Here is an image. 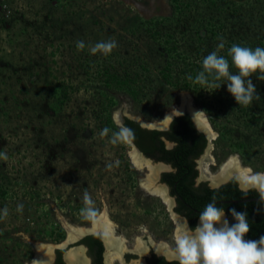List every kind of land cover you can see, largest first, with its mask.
<instances>
[{
  "label": "rangeland",
  "instance_id": "obj_1",
  "mask_svg": "<svg viewBox=\"0 0 264 264\" xmlns=\"http://www.w3.org/2000/svg\"><path fill=\"white\" fill-rule=\"evenodd\" d=\"M126 1L0 0V151L8 154L7 161L0 159L5 190H0V210H9L0 219V264L30 263L34 250L25 236L60 243L67 236L63 219L91 227L105 207L128 249L143 234L175 248L176 219L161 196L140 184L150 171L134 167L127 129L113 117L124 103L128 114L160 121L180 101L175 92H189L218 133L210 149L216 164L209 172H219L233 153L243 166L264 172V81L256 78L259 73L252 79L260 99L247 107L238 105L227 84L216 89L187 79L202 70L218 37L225 42L221 55L233 43L264 47V0ZM162 17L168 19L157 26L156 36L146 32L149 20ZM215 19L226 27L211 34ZM208 24L209 34L199 40ZM170 33L179 52L168 83L163 72L174 55ZM112 39L118 47L110 55L89 51L96 42ZM77 41L86 47L77 49ZM109 56L136 61L135 96L88 77L87 63L93 64L94 75L95 66ZM108 99L114 104L104 117L110 116L115 128L98 115L101 101ZM85 192L97 210L92 218L81 214ZM18 203L24 205L22 212L16 210Z\"/></svg>",
  "mask_w": 264,
  "mask_h": 264
},
{
  "label": "trees",
  "instance_id": "obj_2",
  "mask_svg": "<svg viewBox=\"0 0 264 264\" xmlns=\"http://www.w3.org/2000/svg\"><path fill=\"white\" fill-rule=\"evenodd\" d=\"M177 8V5H175ZM168 18H155L149 20L147 23L150 25L146 28V32H151L156 36L160 30L158 25L166 21ZM218 20L209 22V24H216ZM217 22L215 29L210 32L209 26L206 25L204 32L199 35V40H204L209 32L215 34L220 30H225V24ZM217 27V28H216ZM170 43L174 55L168 58L166 64V71L163 72L165 79L168 83L172 82L171 72L174 65L175 57L179 52L178 44L175 42V36L169 34ZM166 40V41H169ZM248 47H252L251 44ZM169 57V56H168ZM136 61H134L135 63ZM133 62L128 63L127 58L123 60H112L107 57L105 60L99 62L91 74L89 68L93 64L87 63L86 72L88 77L102 81L105 86L117 87L120 90L130 91L134 96L136 95L137 87H134L138 79V71L133 70ZM123 67V68H122ZM147 70V69H146ZM136 85V84H135ZM189 84H185L187 86ZM262 102L264 99L261 100ZM112 99L102 100L100 107L103 109L102 114H98L100 119L110 128H115L113 120L107 113L109 107L114 104ZM123 126L127 129L126 135L134 144L149 158L154 161H162L170 164L173 169L164 171L161 174V182L167 183L170 187V193L175 195L178 201L177 211L187 216L192 228L196 226L199 214L206 204H208L213 197L216 198L217 206L223 207L230 215L231 222L235 223L234 218L230 213V209L235 208L238 212H247L249 224L251 226L250 232L246 235V239H259L264 236V202L260 200H247L246 198H253L259 196L255 189L248 191L245 196L244 191L239 189L238 181L231 179L227 184L218 188H211L206 182H201L196 185V177L198 175L196 160L203 154L207 146V138L205 134L197 129L195 123L189 113L175 116L170 122L168 129L147 128L140 125L139 122L124 117ZM167 141L173 143L171 147L167 145ZM2 194L5 192L0 185ZM221 200H237L235 202L220 203ZM62 236L59 234L58 238ZM90 245H96L97 251L96 262L101 258L102 243L99 239L96 240L95 236H88L86 238ZM93 248H91L92 250ZM64 250L57 249V259L55 264H65L62 255ZM93 253V252H92ZM164 258L156 260L155 264H165Z\"/></svg>",
  "mask_w": 264,
  "mask_h": 264
},
{
  "label": "clouds",
  "instance_id": "obj_3",
  "mask_svg": "<svg viewBox=\"0 0 264 264\" xmlns=\"http://www.w3.org/2000/svg\"><path fill=\"white\" fill-rule=\"evenodd\" d=\"M218 40L220 42L216 49L203 58L202 70L195 76L189 75L187 79L195 84H211L216 89L227 84V90L238 105L247 107L253 100L260 99L252 76L259 73L256 78L264 81V47L252 48L233 43L227 48V54L221 55L225 42L223 37H218ZM76 47L83 50L85 42L77 41ZM116 47L118 43L114 39L101 40L91 45L89 51L93 55L100 53L108 56ZM233 66L236 72L230 70ZM219 81L225 83H217ZM0 159L7 161L8 154L0 151ZM246 172L247 187L242 189L245 196L249 190L255 189L260 201L264 202V172H254L252 169ZM83 202L81 214L85 218L96 216L97 210L89 193H84ZM217 202L213 197L204 206L196 227L188 226L176 233L175 248L171 250L175 259L179 264H264V236L256 240L245 238L251 230L247 212L230 209L235 221L232 223L227 219L225 209L218 207ZM23 208V203H18L16 210L22 212ZM8 214V208H3L0 210V219L6 218Z\"/></svg>",
  "mask_w": 264,
  "mask_h": 264
},
{
  "label": "water",
  "instance_id": "obj_4",
  "mask_svg": "<svg viewBox=\"0 0 264 264\" xmlns=\"http://www.w3.org/2000/svg\"><path fill=\"white\" fill-rule=\"evenodd\" d=\"M175 92V91H174ZM180 96V101L178 103L174 104L173 110H168L164 116V118L160 121H145L141 117L134 116L131 114H128L126 112V104L124 103L122 106V109H117L113 117L116 121V123L123 126L124 123V117H129L137 122L140 123L141 126L147 127V128H157V129H168L170 122L173 120L175 116L182 115L185 113H189L196 124L197 127H199L200 130L204 131L208 138V146L206 150L203 152V154L199 157L200 164L203 165V169L200 172V176L198 177L199 180H201V176H207L208 178L212 179L213 181L218 180H229L230 175L237 173L240 176V179L242 183L245 182L247 177V169H250L248 167H242L239 161V156L237 153H233L229 156L227 161L224 163L222 168L219 170V172L215 174H211L207 170V164L209 162L214 163V158L212 155H210V149L213 148V144L210 142V138H215L218 134L216 131L212 130L207 117L204 112L201 110L195 108L192 106V96L189 92H175ZM124 127V126H123ZM128 138V137H127ZM128 140L132 144V150L130 151V156L132 161L135 163V165L141 167L143 165H147L150 169V175L142 180H140V184L147 189L149 192L153 194H157L161 196L169 211L176 219V228H175V235L179 230H182L184 228H187L186 223L183 221V219L176 215L174 212V209L172 208V204L170 202V199L168 198L169 194L167 193L164 183L161 182L160 176L162 172L171 170V165L167 164L162 161H154L153 159L147 157L135 144L134 142L128 138ZM167 145L171 147L173 145L172 142L167 141ZM205 154V155H204ZM203 157V162L201 163V157ZM168 194V195H167ZM170 197V196H169ZM260 199V198H256ZM62 225L67 230V236L66 238L60 242V243H47V242H40V241H33L30 240L27 236L24 238L32 245L34 250V255L32 260L29 264H48L51 261L52 255L55 253V247L60 246L61 244H70L73 243L78 237H80L82 234H84L86 231H93L98 232L101 231L105 234V239L108 244V250H109V262H113V260H116L115 258L122 257L123 250H132V252H136L137 256L136 258L133 257L132 260H130V263L128 264H142L145 258V254L148 253L149 248L148 246L150 244L158 245L162 248V250H166L169 254L172 253L171 249L167 245L165 241H159L155 242L149 234H143L138 235L136 237L135 246L138 248H132L128 249L125 245V238L122 237H116L115 235H122L120 230L116 228L114 223L108 218L107 208H103L101 213L97 216V218L92 219V226L91 227H77L69 222H67L65 219L61 221ZM115 233V235H114ZM65 242V243H64ZM74 244V243H73ZM144 247L145 253H141L137 250H141ZM167 248H164V247ZM74 248H63L64 255L69 257V263L74 264L76 261L75 259L79 257L78 251L74 252ZM50 264V263H49ZM114 264V262L112 263Z\"/></svg>",
  "mask_w": 264,
  "mask_h": 264
},
{
  "label": "flooded vegetation",
  "instance_id": "obj_5",
  "mask_svg": "<svg viewBox=\"0 0 264 264\" xmlns=\"http://www.w3.org/2000/svg\"><path fill=\"white\" fill-rule=\"evenodd\" d=\"M230 1L240 2L243 0H230ZM159 5H162V4H159ZM195 126H196V124H195ZM197 129L205 134V132L200 130L199 127H197ZM205 136L207 138L206 134H205ZM207 146H208V138H207ZM207 146H206V148H207ZM206 148H205V150H206ZM204 155L201 157L202 158L201 163L203 162ZM198 159L196 160L197 169H198V175L196 177V185H198L204 181L209 185V187L218 188L224 184H227L231 179H236L238 181L239 189L242 190V189L247 187L245 182L242 183L240 176L237 173L230 175L229 180H226V181H223V180L213 181L212 179L208 178L207 176H201V178H200L201 180H199L198 177L200 176V172L203 169V165L202 166L199 165L200 161ZM172 169H173V167L171 166V170ZM160 180H161V176H160ZM164 186H166L165 189L170 196V197L168 196V198L170 199V202L172 204V208L174 209L175 214L180 216L183 219V221L186 223L187 227L188 226L191 227L187 216H185L184 214H181L177 211L178 201H177L176 196L172 195L170 193L169 185L167 183H164ZM256 198H260V197L256 196L253 198H246V199H243V201L260 200V199H256ZM235 201H237V200H235ZM235 201L234 200H221L219 202L224 203V202H235ZM225 212H226L227 219L231 222V217H230L229 213L226 210H225ZM198 223H199V218L197 220L196 226ZM114 235H115V233H114ZM88 236H95L96 240L99 239L102 243L101 258L98 260V262H96V255H95L94 251H97L98 250L97 248H99V247L96 245L91 246L89 241L86 240V238H88ZM115 236L116 237H122V235H115ZM105 237H106L105 234L101 231H98V232L86 231L84 234H82L80 237H78L75 241H73L74 244L73 243L61 244L60 246L55 247V253L52 255L51 261L49 263L50 264L56 263L57 249L74 248L73 249L74 252L78 251L76 253H78V255H79V257L75 259L76 261L74 262V264H112L115 260H113V262H111V263L109 262V250H108L109 247H108V244H107ZM125 240H126V242H128L127 239H125ZM136 246H135V248H138ZM91 248H93V249L91 250ZM140 248H142V249L141 250L135 249V250L141 252L142 254L145 253V251L143 250L144 247L141 246ZM148 248H149V251H148V253H146L144 255L145 258H144V261L142 262V264H155L156 260H158L159 258H164V260L166 261L165 264H179V261L177 259H175V257L173 256L172 253L169 254L166 250H162V248L159 247L158 245L150 244L148 246ZM164 248H167V247L165 246ZM136 256H137L136 252H132V250H126V251L123 250L122 257L121 258L117 257L115 259L119 264H128V263H130V260H132L133 257L136 258ZM62 258H63L65 264H70L69 260H68L69 257L67 259V257L64 255V252H63Z\"/></svg>",
  "mask_w": 264,
  "mask_h": 264
},
{
  "label": "bare ground",
  "instance_id": "obj_6",
  "mask_svg": "<svg viewBox=\"0 0 264 264\" xmlns=\"http://www.w3.org/2000/svg\"><path fill=\"white\" fill-rule=\"evenodd\" d=\"M128 2H130V0H127ZM126 1V2H127ZM163 2H165V0H163ZM192 106L193 107H195V108H197L194 104H193V102H192ZM197 109H199V108H197ZM200 110V109H199ZM202 111V110H201ZM203 112V111H202ZM206 115V114H205ZM206 117H207V115H206ZM207 120H208V122H209V124H210V126H211V128H212V130H214V128H213V126H212V124H211V122H210V120L208 119V117H207ZM215 131V130H214ZM217 138V135H216V137L215 138H213V137H211L210 139H211V141L212 140H215ZM131 151V150H130ZM130 151H129V156H130ZM210 155H212V154H210ZM213 156V155H212ZM130 158H131V156H130ZM213 158H214V156H213ZM131 162H132V164L134 165V167L137 169V170H139V171H144L145 169H149V167L147 166V165H143V166H141V167H139V166H137V165H135V163L132 161V159H131ZM226 161H224V162H222L221 164V166H223L224 165V163H225ZM216 164V162H215V158H214V163L213 162H209L208 164H207V170L209 171V169H210V166L211 165H215ZM240 164H241V162H240ZM241 166L242 167H248V168H250V169H252L251 167H249V166H243L242 164H241ZM149 171H150V169H149ZM217 173V172H216ZM247 174V173H246ZM150 175V173L148 174V176ZM153 194V193H152ZM153 195H155V196H159V195H157V194H153ZM109 218V217H108ZM75 226V225H74ZM77 227H82V226H77ZM124 237V236H123ZM175 237V236H174ZM125 238V237H124ZM136 239V238H135ZM171 239V238H170ZM169 240V239H168ZM167 240V241H168ZM125 243H126V241H125ZM135 243V242H134ZM167 243V242H166ZM170 243V242H169ZM168 243V244H169ZM173 244V243H172ZM171 249H173V248H171ZM29 264V263H28Z\"/></svg>",
  "mask_w": 264,
  "mask_h": 264
}]
</instances>
